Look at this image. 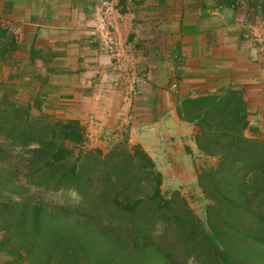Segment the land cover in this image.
Segmentation results:
<instances>
[{"label":"crops","instance_id":"obj_1","mask_svg":"<svg viewBox=\"0 0 264 264\" xmlns=\"http://www.w3.org/2000/svg\"><path fill=\"white\" fill-rule=\"evenodd\" d=\"M119 1L112 4L129 11L114 25L120 38L126 33L130 40L116 48L119 54L156 57L146 66L149 80L139 83L141 101L134 81L129 94L112 83L120 82V74H104L105 55L89 45L87 25L102 18L107 0H0V82L17 78L20 86L34 84L39 95L51 88L67 91L76 86L68 57L97 55L98 64H86L82 75L87 130L105 137L127 124L173 188L199 180L200 165L187 163L199 152L197 127L179 117L181 98L238 91L247 105L246 135L264 140V0ZM57 57L71 69L50 67Z\"/></svg>","mask_w":264,"mask_h":264},{"label":"trees","instance_id":"obj_2","mask_svg":"<svg viewBox=\"0 0 264 264\" xmlns=\"http://www.w3.org/2000/svg\"><path fill=\"white\" fill-rule=\"evenodd\" d=\"M177 110L181 120L196 125L200 152L217 158L199 181L214 204L211 234L224 242L225 226L264 245V232L254 220L264 224V140L245 133L249 122L243 96L234 90L188 95ZM44 120L33 117L28 104L0 100V125L10 124L7 135L46 156L44 169L53 189H74L81 197L76 205L62 207L43 200L1 201L0 253L11 258L4 264H181L147 234L151 211L163 210V175L149 153L135 145L126 153L114 149L104 155L80 149L74 157L73 146L87 140L80 120ZM93 156L99 164L86 173L82 161ZM150 178L153 191L138 194L142 181ZM97 181L99 192L91 190ZM211 234L205 236L211 247L222 252Z\"/></svg>","mask_w":264,"mask_h":264},{"label":"rangeland","instance_id":"obj_3","mask_svg":"<svg viewBox=\"0 0 264 264\" xmlns=\"http://www.w3.org/2000/svg\"><path fill=\"white\" fill-rule=\"evenodd\" d=\"M107 1L101 6L99 11L102 18H97V15L96 19L94 18V23L89 22L87 25V28L92 31L89 45L93 51L99 52L101 50L105 55L104 61H100L103 63L101 65L106 68L104 74L108 76L120 74L119 77L116 75L117 80L120 82L118 83L114 79L112 83L115 82L122 85L125 88L123 91L129 94V83L131 84L134 81L132 91L138 96L139 90L143 88L141 86L142 82L149 80V72H145L146 66L156 57L119 54L116 48L123 47L124 49L128 47L130 40L126 38V33L120 38L119 32L114 25V19L116 16L119 17V14L125 15L129 9L126 8L127 5L120 7V5H113V0ZM119 2L127 4L128 0H120ZM97 19L99 21L102 20L101 24L96 21ZM82 53L84 52L81 51L73 57H68L69 61L67 63L75 67L76 82L74 85L76 86H73V88L67 91L51 88L45 94L39 95L34 84L20 86L17 78L11 77L0 82V100L6 99L28 104L32 116L35 118L43 117L45 124L66 121L69 118L79 119L86 130L87 140L81 147L73 146L74 157H77L80 149L100 150L103 155L110 153L114 149L118 150L116 153L119 151L126 153V150L131 151L135 145H140L145 150L139 141L133 139L132 132L127 124L112 134L104 133L105 137L91 136L87 130L85 112L81 109L82 89L83 87L87 88L82 80V75H84L85 71L83 70L86 64H95V66L96 63L98 64V61L94 59H97L98 56L87 57V55L82 56ZM57 58L50 67L63 71L71 69L66 66V62L63 59ZM88 58L91 60H87ZM115 67H117L116 71H114ZM96 75L101 76L102 79L101 73L98 72H94L92 77L97 78ZM60 94L61 96H59ZM142 95L143 93L141 92L137 101H141ZM2 123L3 125H0V179L2 181L0 182V202L43 200L49 207L76 205L81 195L74 189L61 188L56 191L52 188L53 180L44 169L46 156L42 152L32 151L33 145H20L16 139L7 135L10 124ZM68 146L71 147V144ZM191 160L187 162L188 165H193L195 162L200 165V169L196 166L198 183L191 185L179 184L177 188H173L171 184L165 185L164 181H162L161 193L163 202L161 207L163 206V210L156 209L151 211L148 236L161 242L170 254L171 259H175L181 264H264V245L257 242L256 239L225 226H222V231L226 232L223 234L225 236L224 242L220 241L219 238L216 239L215 235L211 234L209 212L210 207L214 204L204 192L199 181L200 176L205 171L206 173L209 172L216 165L217 158L207 156L199 150L197 154L191 157ZM97 161L98 158L96 156L84 158L81 164L82 167L84 166L83 171L87 173L88 167L92 169L94 164H99ZM100 165L104 167L106 164ZM155 166L156 170L159 171L156 163ZM189 171L192 170L190 169ZM193 174H195V171ZM205 180L207 181L206 178ZM152 186V178L144 179L138 194L152 192ZM100 187L101 181H97L91 190L99 192ZM185 188L188 189L185 190ZM217 218L214 215L212 220L217 222ZM254 220L257 222L255 228H260L264 232V224L259 222L257 218ZM208 234H211L214 240L216 239L215 242L222 252L218 253L216 248L211 247L209 240L205 237ZM2 235L3 232L0 231V240ZM10 259V256L5 253H0V264H4Z\"/></svg>","mask_w":264,"mask_h":264}]
</instances>
